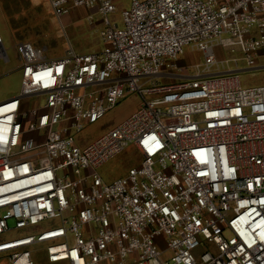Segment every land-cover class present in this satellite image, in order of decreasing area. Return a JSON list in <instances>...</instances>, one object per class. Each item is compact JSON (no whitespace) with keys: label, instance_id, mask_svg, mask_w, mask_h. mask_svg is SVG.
Listing matches in <instances>:
<instances>
[{"label":"built area","instance_id":"built-area-1","mask_svg":"<svg viewBox=\"0 0 264 264\" xmlns=\"http://www.w3.org/2000/svg\"><path fill=\"white\" fill-rule=\"evenodd\" d=\"M119 2L50 0L58 19L87 9L101 50L49 59L17 44L20 90L0 101V264H264V85L241 86L239 58L218 54L264 67V0H130L122 26ZM187 45L202 62L179 63ZM132 92L137 108L81 146ZM130 144L139 164L105 180L98 168Z\"/></svg>","mask_w":264,"mask_h":264},{"label":"rangeland","instance_id":"rangeland-1","mask_svg":"<svg viewBox=\"0 0 264 264\" xmlns=\"http://www.w3.org/2000/svg\"><path fill=\"white\" fill-rule=\"evenodd\" d=\"M130 0H120L115 18L122 26L121 11L128 8ZM99 24H90L85 16L78 15L71 21L58 19L52 11L50 0H0V36L9 56L6 61L0 57V101L16 95L21 86V57L17 50L20 41H30L36 45L47 47L45 55L54 58L64 53L70 45L79 52L98 51L103 48L99 37ZM219 57L239 58L237 65L242 70L239 73L240 84L243 87L264 85V67L246 70V61L241 59L243 54L230 48L218 49ZM63 55V54H62ZM203 53L193 50L187 45L179 63L190 65L200 63ZM259 65H264V58L258 59ZM236 68L235 61H230L221 69ZM194 69L190 68L192 72ZM160 84H170L179 81L175 78L157 77ZM152 85L147 82L145 86ZM140 95L135 92L127 93L124 99L112 108L100 121L87 126L78 136L81 146L87 145L101 136L111 127L127 118L139 105ZM141 157L135 147L130 144L126 149L98 168L99 173L107 181L124 175L130 166L138 165Z\"/></svg>","mask_w":264,"mask_h":264},{"label":"crops","instance_id":"crops-1","mask_svg":"<svg viewBox=\"0 0 264 264\" xmlns=\"http://www.w3.org/2000/svg\"><path fill=\"white\" fill-rule=\"evenodd\" d=\"M2 2H4V0H2ZM87 13H88V10H87V9H85V8H77V9L72 10L70 13L66 14L65 16H63V17L61 18V20H62V21H71V19H73V18H77L78 15H81V16L83 15V16L86 17ZM44 47L47 48L45 45H44ZM69 47H72V46L70 45ZM69 47H67L66 50H67ZM72 48H73V47H72ZM66 50H65V51H66ZM62 54H63V53H60V54L56 55L55 57H59V56H61ZM55 57H54V58H55Z\"/></svg>","mask_w":264,"mask_h":264}]
</instances>
